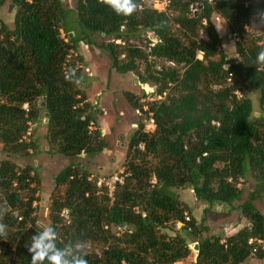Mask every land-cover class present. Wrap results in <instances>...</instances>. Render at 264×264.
<instances>
[{
    "label": "trees",
    "instance_id": "16d2710c",
    "mask_svg": "<svg viewBox=\"0 0 264 264\" xmlns=\"http://www.w3.org/2000/svg\"><path fill=\"white\" fill-rule=\"evenodd\" d=\"M6 1L0 0V11ZM9 1L13 28L0 20V208H7L2 222L15 237L10 243L0 237V264H30L26 245L42 230L33 217L38 170L14 160L40 152L24 137L44 115L47 152L55 146L69 160L50 197L58 246L102 239L105 249L89 253L88 264H177L191 254L184 233L196 239L193 264L263 259L264 213L252 202L264 191V66L255 63L264 49V27L259 34L246 29L253 0H168L164 11L135 0L138 8L130 16L117 15L100 0H76L72 10L61 0ZM257 8L264 10V0ZM213 15L236 38L233 56L221 49ZM94 34L111 40L103 49L112 70L137 72L140 85L152 84L155 97H162L141 104L146 93H124L134 110L147 106L138 118L150 114L154 125L145 132L142 122L132 134L122 166L126 176L112 198L88 181L91 173L80 162L108 148L98 111L78 87L81 68H75L79 43L92 45ZM249 174L259 188L235 205ZM187 189L206 210L232 205L246 225L231 235L203 236L205 214L197 223L180 199L178 191ZM64 209L68 220L61 217Z\"/></svg>",
    "mask_w": 264,
    "mask_h": 264
},
{
    "label": "rangeland",
    "instance_id": "374dc122",
    "mask_svg": "<svg viewBox=\"0 0 264 264\" xmlns=\"http://www.w3.org/2000/svg\"><path fill=\"white\" fill-rule=\"evenodd\" d=\"M65 9L72 10L76 4V0H61ZM164 0H145L148 5H152L155 9L161 10ZM260 0H253L252 16L247 23V31L253 34L261 33V27H254L252 24V18L257 11H260L257 6ZM11 3L6 1L5 5L0 11V20L6 24L8 28H13V18L15 9L12 7L9 9ZM213 25L222 39L221 49L230 57L234 55V46L236 43L235 36H230L227 31L226 22L217 15H213ZM201 37L204 34L200 32ZM92 45L80 42L78 50L75 52L74 57H78L75 62L81 64L82 80L78 87L85 93L86 98H91L93 101H97L100 96L102 100L105 94H108V101L111 104V111L106 108L107 116L103 117L107 122H111V116H114V123L111 124V131L107 137L108 149L102 151L99 155L93 159L86 161L82 156L80 162L86 165L89 173L95 175V177H108L113 173L121 171L127 146L132 134L137 130L138 125L143 122V119L138 118L134 113V109L126 100L124 93L128 92L136 97H142L143 93H146L147 97L151 100L155 99L154 90L155 87L152 84L140 85L138 81L137 72L129 73L125 75H119L110 67V59L108 53L103 49V46L111 40L107 37L94 34L90 37ZM144 41V40H143ZM135 43V41H131ZM145 42V41H144ZM144 42H136L137 45L143 46ZM79 57L82 58V62H79ZM199 58L201 56L199 55ZM76 64V65H77ZM143 65L138 64V73H143ZM88 96H87V93ZM104 95V96H103ZM147 97L139 99L141 104H146L151 100ZM253 99H256V93H253ZM42 106V105H41ZM93 106V105H92ZM97 107V106H93ZM104 107V105L102 106ZM258 106L255 102V111L258 112ZM114 111V112H113ZM110 113V114H109ZM98 117L104 114L97 113ZM259 115L256 113V116ZM131 117L132 121H131ZM41 119L36 125L29 126V135L27 134L24 139L28 141V137L36 142L40 150L39 153H33L30 157H21L19 160H14L19 166L24 167L26 164H30L36 167L39 173V185L36 190L37 200L34 202L35 211L33 217L38 226H50L49 220V207L50 197L54 189L55 176L69 163V160L62 156L55 146L51 147V153L47 152V132L45 125L47 124V117ZM131 122L133 126L131 127ZM98 125V122H97ZM150 131V130H148ZM1 148V146H0ZM47 152V153H46ZM3 154H0V159ZM242 189V195L240 201L235 205L245 202L249 195L259 188L258 183L254 177L247 176L245 183L239 185ZM180 199L188 206L190 216L200 222L201 218L205 214L206 226L208 231L203 234L207 235H231L237 230L246 225L247 221L240 213V210L231 209L232 205L216 204L212 208L207 209V206L201 202L195 200L190 190L178 191ZM253 206L260 213H264V191L252 202ZM189 216V215H188ZM68 220V219H67ZM117 230L112 229V233L117 234ZM119 233V232H118ZM166 233L172 235L170 230H166ZM185 241L191 251L190 256L186 260H182L177 264H193L194 256L196 255L195 245L196 239L189 234H182ZM15 235L12 228H7V235L4 238L6 243L13 241ZM89 253L100 254L105 249L106 244L99 240H88ZM4 243V242H3ZM2 245V244H1ZM13 251V250H12ZM245 264H264V258L259 260L256 258L248 259Z\"/></svg>",
    "mask_w": 264,
    "mask_h": 264
},
{
    "label": "clouds",
    "instance_id": "9594fccd",
    "mask_svg": "<svg viewBox=\"0 0 264 264\" xmlns=\"http://www.w3.org/2000/svg\"><path fill=\"white\" fill-rule=\"evenodd\" d=\"M108 5L117 15L130 16L138 8L135 0H100ZM254 27H264V10L257 11L253 18ZM255 63L264 66V49L256 56ZM7 208H0V237H6L7 225L3 216ZM60 236L52 226H42V230L31 236V242L26 245L31 256L30 264H88L86 257L89 255L87 241H71L58 246Z\"/></svg>",
    "mask_w": 264,
    "mask_h": 264
},
{
    "label": "built area",
    "instance_id": "2783aa9c",
    "mask_svg": "<svg viewBox=\"0 0 264 264\" xmlns=\"http://www.w3.org/2000/svg\"><path fill=\"white\" fill-rule=\"evenodd\" d=\"M167 6H168V0H164L162 3V9L159 11H164ZM61 37L63 38L64 35L62 34ZM152 46H154V43L149 44V47H152ZM68 59H69V57H68ZM75 68L80 69V68H82V65L77 64ZM238 97H241V96L238 95ZM147 98H148V100H151L149 97H147ZM160 99H162L161 96H156V98L153 100H160ZM153 100H151V101H153ZM24 109L27 110V107L24 106ZM143 111H147L146 105H144L142 107V110L139 108L135 109L134 114L137 117H143L144 118ZM148 117L149 118L147 120H143V122H145V125H144V131L145 132H149L148 130H151L153 128V125H154L153 119L151 118L150 114H148ZM138 147L140 149H143V144L140 143L138 145ZM125 176L126 175L124 174V170L121 169V171H119L118 173H113V174L109 175L108 177H95V175H89L88 181L93 182L99 191L104 190L107 193L108 197L112 198L113 193L115 191V188L117 186L123 184ZM61 217H63L65 220H67L68 219V211L65 209L62 210L61 211ZM186 220H188V218H186Z\"/></svg>",
    "mask_w": 264,
    "mask_h": 264
},
{
    "label": "crops",
    "instance_id": "0c3cea01",
    "mask_svg": "<svg viewBox=\"0 0 264 264\" xmlns=\"http://www.w3.org/2000/svg\"><path fill=\"white\" fill-rule=\"evenodd\" d=\"M108 94H110V92ZM108 94H105V96L103 95L104 96L103 98H105L104 100H102L101 96H100V98L97 101H93V100H91V98H87V102H89L93 106H97L96 109H97L98 113L104 114V115H101L99 117L97 116V122H98V126L100 127V129H101L103 135L105 136L106 140H107V137L110 134V131H111V128H112L111 124H112V122L113 123L115 122L114 118H112L114 116L110 117L112 119V121L109 122V123L107 122L106 119L103 118V117L107 116V112L105 110L106 108H108L111 111V104H109L108 97H107ZM87 96H88V93H87ZM103 105H104V107H102ZM132 118L133 117H131V121H132ZM130 125L132 127L133 123L131 122ZM107 149L108 148L104 149V151H106ZM195 257H196V255L194 256V259H195Z\"/></svg>",
    "mask_w": 264,
    "mask_h": 264
},
{
    "label": "water",
    "instance_id": "95a60500",
    "mask_svg": "<svg viewBox=\"0 0 264 264\" xmlns=\"http://www.w3.org/2000/svg\"><path fill=\"white\" fill-rule=\"evenodd\" d=\"M11 8H12V5H10L9 9H11ZM257 116H259V115H257ZM194 249L197 251V245H195Z\"/></svg>",
    "mask_w": 264,
    "mask_h": 264
}]
</instances>
